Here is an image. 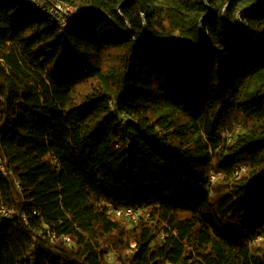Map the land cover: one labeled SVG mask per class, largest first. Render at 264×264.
I'll list each match as a JSON object with an SVG mask.
<instances>
[{"label":"trees","instance_id":"1","mask_svg":"<svg viewBox=\"0 0 264 264\" xmlns=\"http://www.w3.org/2000/svg\"><path fill=\"white\" fill-rule=\"evenodd\" d=\"M60 1L0 0V264H264V0Z\"/></svg>","mask_w":264,"mask_h":264},{"label":"built area","instance_id":"2","mask_svg":"<svg viewBox=\"0 0 264 264\" xmlns=\"http://www.w3.org/2000/svg\"><path fill=\"white\" fill-rule=\"evenodd\" d=\"M31 1L33 3H35L34 0H31ZM56 5L58 6L56 8L57 15H55L53 13V9H55ZM49 6H52V8H49ZM41 7L47 11V13L57 22V24H59L60 26H63V27L68 25L69 22L73 18L77 17L80 13L78 8L71 6L67 3H64L60 0H57L54 3H51L50 5H48V7L47 6L46 7L41 6ZM58 15H60V16H58ZM60 17H61V19H60ZM0 172L5 177H9L11 175V172L7 168L6 160L3 157L1 151H0ZM17 187L19 188L18 182H17ZM12 212H13L12 209H8L7 207L3 208V213H5V214H9ZM109 213H110V215L113 214L117 218L127 217V218H130V219L135 220V221H138L143 216H145L147 218L150 217V214L143 213L142 210H137V209H133V208L125 209V208H115V207L109 206ZM69 242L70 241L68 240V243Z\"/></svg>","mask_w":264,"mask_h":264},{"label":"rangeland","instance_id":"3","mask_svg":"<svg viewBox=\"0 0 264 264\" xmlns=\"http://www.w3.org/2000/svg\"><path fill=\"white\" fill-rule=\"evenodd\" d=\"M34 1L36 4L41 5L43 7H46V6L48 7V5H50V3H47L49 0H34ZM51 1H52L51 3H54L57 0H51ZM204 2H205V5L208 6V8H211L208 0H204ZM230 4L233 5L232 0L230 2H228L227 5L225 4V6L223 7L224 13ZM57 7L58 6L56 5L55 9H53V13L55 15H57V12H56ZM49 8H52V6H49ZM241 8H242L241 5H239V6L233 5L232 6L233 14L235 15L236 23H243V20L241 18V11H242ZM83 12H84V10H83ZM58 16H60V15H58ZM60 19H61V17H60ZM227 128L228 129L225 130L223 135L228 136L229 141L232 142V141H234L235 137L242 132L243 125L235 121L231 126H229ZM222 177H223V175L220 173H212V181L211 182L213 185V190L218 185V183L221 181ZM111 217L113 220L125 223L128 227H132L135 223L138 222V221L132 220V219L127 218V217L117 218L113 214H111ZM259 242H262V239H259L256 242V244H258ZM178 257H179L178 254L172 253L170 258H169L168 264H177L178 263ZM107 258L109 259V261H111L112 260V254L108 255Z\"/></svg>","mask_w":264,"mask_h":264}]
</instances>
